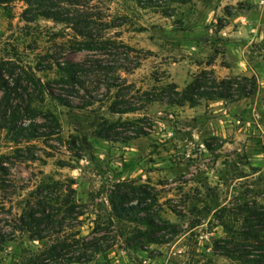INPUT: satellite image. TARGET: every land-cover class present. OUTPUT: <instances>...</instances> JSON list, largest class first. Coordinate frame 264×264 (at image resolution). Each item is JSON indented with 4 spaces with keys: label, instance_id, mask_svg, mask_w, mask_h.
<instances>
[{
    "label": "rangeland",
    "instance_id": "rangeland-1",
    "mask_svg": "<svg viewBox=\"0 0 264 264\" xmlns=\"http://www.w3.org/2000/svg\"><path fill=\"white\" fill-rule=\"evenodd\" d=\"M73 2L82 26L43 17L29 22L26 4H0L4 75L11 88L20 77L17 92L31 94L38 112L23 110L21 121L53 133L15 142L0 131V157L10 158L12 183L27 190L42 179L73 183L88 210L82 234L98 223L114 242L87 264H240L214 245L227 238L225 225L240 233L246 206L264 207V0ZM83 29L87 37L80 35ZM65 63L81 67L82 85L54 82L62 76L57 64ZM202 70L220 78L254 76L258 90L238 101L203 99L196 106L146 101L165 84L184 89ZM50 91L78 107L60 105ZM119 99L137 111L114 114ZM16 103L25 108V101ZM137 120L147 135L126 140L132 126L108 129L109 140L96 135L105 122ZM119 190L151 207L144 220L160 217L177 225L173 240L147 244L137 238L138 229L147 230L144 223L113 217L108 199ZM20 201L16 195L14 204ZM36 247L41 245L25 237L9 243L0 264H11L20 248Z\"/></svg>",
    "mask_w": 264,
    "mask_h": 264
},
{
    "label": "trees",
    "instance_id": "trees-1",
    "mask_svg": "<svg viewBox=\"0 0 264 264\" xmlns=\"http://www.w3.org/2000/svg\"><path fill=\"white\" fill-rule=\"evenodd\" d=\"M74 0H0V4L6 5L13 2H22L27 8L23 12L25 20L32 22L39 17L53 20L65 25L82 26L80 16L72 13L76 4ZM170 2L186 3L189 0H167ZM30 14L27 16L26 14ZM83 37L87 32L79 30ZM7 62H0V131H7L13 136L15 142L31 141L50 137L52 132L39 133L35 123L24 124L22 116L25 113H38L32 108L33 96L17 92L20 87V77L15 79L14 87H10L8 77L4 75ZM60 75L54 82L71 87L82 85L81 76H77L81 67L78 64H57ZM12 75L13 70H7ZM28 80H32L29 79ZM161 94H146L147 102L166 101L171 105L196 106L203 99L238 101L254 95L258 90L257 79L252 77L231 76L218 77L213 70H202L196 74L184 89L174 84H165L159 87ZM47 91H49L47 89ZM42 99H43V93ZM50 97L60 105L69 108H77L74 102L65 99L62 95L48 92ZM25 101V108L16 101ZM124 106V107H123ZM114 114H128L137 111L127 102L115 100L112 104ZM41 114V113H39ZM51 118L54 126L58 127V121L52 114H44ZM137 121L127 123H108L106 127L99 126L96 132L98 137L109 140L105 136L108 129L132 126L133 134L126 135V140L147 135V132L136 125ZM42 126V124H39ZM20 151H16L19 153ZM7 156L0 157V252L7 249L9 243H16L18 239L25 237L30 244L38 243L41 247L22 249L11 255V264H87L98 255L108 251L114 242H110V236L106 229L100 228V224L92 229L88 235H83L81 227L83 217L87 215L86 205L79 202L73 183L59 182L42 179L35 188L16 187L10 179L11 168ZM36 159V158H33ZM119 187V186H118ZM24 195L21 193L25 190ZM21 197V201L15 205L14 197ZM111 214L120 222L144 223L147 230H137V238L144 239L147 244H167L177 235V225L164 221L158 217L157 221L147 220L141 217L142 213H149L151 207L144 205L142 201L133 203L129 194L124 191H116L109 199ZM244 215V225L240 233L234 234L228 226H224L227 238L215 242L216 253L233 259L240 264H264V207L254 204L246 206L241 211ZM112 217L108 225H112Z\"/></svg>",
    "mask_w": 264,
    "mask_h": 264
}]
</instances>
